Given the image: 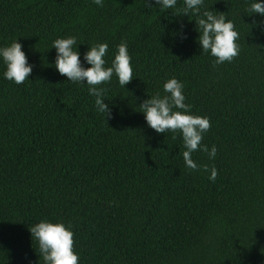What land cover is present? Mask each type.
I'll use <instances>...</instances> for the list:
<instances>
[{
	"label": "trees",
	"instance_id": "1",
	"mask_svg": "<svg viewBox=\"0 0 264 264\" xmlns=\"http://www.w3.org/2000/svg\"><path fill=\"white\" fill-rule=\"evenodd\" d=\"M252 2L203 0L238 33L237 56L214 64L183 0H0V46L18 40L33 65L16 84L0 64V264H43L28 227L45 218L71 227L78 264H264V17ZM68 36L81 54L107 43L106 66L127 44L133 79L97 85L110 117L56 71L51 42ZM171 77L209 119L201 143L216 155L193 152L195 170L179 132L139 112Z\"/></svg>",
	"mask_w": 264,
	"mask_h": 264
},
{
	"label": "clouds",
	"instance_id": "2",
	"mask_svg": "<svg viewBox=\"0 0 264 264\" xmlns=\"http://www.w3.org/2000/svg\"><path fill=\"white\" fill-rule=\"evenodd\" d=\"M96 2L99 4L101 0ZM202 4L203 0H183L180 15L188 17L193 13L199 16L195 21L199 29L197 43L203 52L215 57L214 64L230 62L239 51L235 42L238 33L234 29V24L223 14H215L212 10L201 13ZM155 5L161 9H174L177 0H155ZM250 11L264 17V0H253ZM260 23L264 22L254 21L255 26H259ZM261 32L264 33V28ZM177 34L186 38L182 28L177 30ZM22 48L18 40L0 46L3 78L16 84L23 83L33 71V65L29 63ZM52 48L55 49L53 64L56 71L68 81L87 84L89 95L96 97L94 104L97 112L105 118L110 117L111 109L103 99V89L98 88L97 85L110 81L115 75L118 83L125 88V85L133 79L127 44L121 42L116 46L110 66H106L104 59L108 49L107 43L93 44L81 54L76 37L68 36L53 40L50 49ZM183 89V83L176 77L166 79L163 82L165 95L157 93L148 96L139 104V112L143 114L146 125L156 133L179 132L185 149L182 153L185 167L195 170L198 165L192 159V153L207 152L211 159L216 155V148L212 146L209 150L201 143L204 133L210 127L209 119L192 113L191 105L185 103ZM216 175L215 168L211 169L209 180H214ZM28 230L32 240L35 239L38 244L43 264H78L79 257L74 251L73 231L63 221L41 219L29 226Z\"/></svg>",
	"mask_w": 264,
	"mask_h": 264
}]
</instances>
